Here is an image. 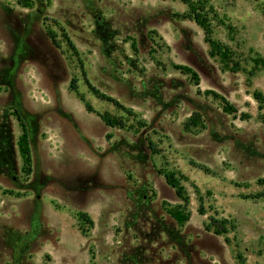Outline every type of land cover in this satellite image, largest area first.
<instances>
[{
	"label": "rangeland",
	"instance_id": "obj_1",
	"mask_svg": "<svg viewBox=\"0 0 264 264\" xmlns=\"http://www.w3.org/2000/svg\"><path fill=\"white\" fill-rule=\"evenodd\" d=\"M189 1L236 71L185 0H0V264H264V0Z\"/></svg>",
	"mask_w": 264,
	"mask_h": 264
},
{
	"label": "trees",
	"instance_id": "obj_2",
	"mask_svg": "<svg viewBox=\"0 0 264 264\" xmlns=\"http://www.w3.org/2000/svg\"><path fill=\"white\" fill-rule=\"evenodd\" d=\"M185 3L187 4L188 8H189V17L201 28V30L204 33V38L205 41L207 42V44L209 45L210 51L209 54L213 57H217L219 59V62L221 63L222 66H224L227 70L229 71H236L239 66L237 63H233V54L231 52V50L227 47L224 46L220 43H218L217 41H215L214 39H212L211 37V27L208 21V18L206 17V15L203 13V9L202 6L191 3L189 0H185ZM47 36L49 37V39L51 40V42L53 44H56L55 40H54V36L48 32ZM65 42L67 44V46L73 50L74 47L71 44V42L68 40V38L63 35ZM232 65V66H230ZM183 71L189 72L191 73V76H193L194 78L196 77V75L191 72L190 69L188 68H179ZM85 84L87 86V89L89 90V92L95 96L96 98L106 101L108 103H110L113 107H115L116 109H119L125 113H127V115L132 116V112L126 108H124L122 105H120L116 100L108 98L102 94H100L95 88H93L91 86V84L85 80ZM69 89L72 92L77 91V87L75 84V81L72 80L71 83L69 84ZM207 94L212 95L213 97H217L215 94L211 93V92H206ZM255 99L258 102H262L264 101V98L262 97L261 94L259 93H255ZM82 102V98L80 99ZM85 109L87 112L89 113H94L93 110L90 108V106L88 104H84ZM225 110L226 111H231V108L229 106H225ZM99 119L102 121V123L109 127V128H117V127H121L122 128V124L121 121L111 117L108 114H96ZM138 125H140V127H144L143 123H139ZM21 136L19 137V141H18V147H19V152H20V156L22 158V162L23 165L29 169L30 166V156H29V147H28V139H27V132L25 127L22 125L21 126ZM166 184L174 190V194L177 197V199H179L181 202H183L184 204L187 203V198L185 197L184 194V189L182 188V186L180 185V180L179 179H183L182 178H176L175 176H173L172 174H165L163 175ZM171 218L179 225H182L186 220H187V216H183L181 217L180 212H171L170 213ZM80 217L85 219V221H88L87 217L84 214H80ZM214 231L218 234H224L227 231V228H225L224 226V222L222 221H214Z\"/></svg>",
	"mask_w": 264,
	"mask_h": 264
}]
</instances>
